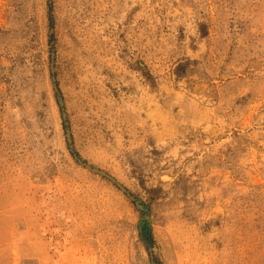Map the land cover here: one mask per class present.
<instances>
[{
    "label": "rangeland",
    "instance_id": "rangeland-1",
    "mask_svg": "<svg viewBox=\"0 0 264 264\" xmlns=\"http://www.w3.org/2000/svg\"><path fill=\"white\" fill-rule=\"evenodd\" d=\"M0 264H264V0H0Z\"/></svg>",
    "mask_w": 264,
    "mask_h": 264
}]
</instances>
